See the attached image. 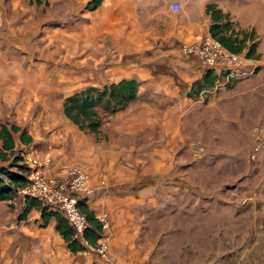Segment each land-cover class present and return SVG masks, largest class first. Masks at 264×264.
Listing matches in <instances>:
<instances>
[{
	"label": "crops",
	"instance_id": "crops-1",
	"mask_svg": "<svg viewBox=\"0 0 264 264\" xmlns=\"http://www.w3.org/2000/svg\"><path fill=\"white\" fill-rule=\"evenodd\" d=\"M88 1L0 0V123L24 128L30 142L13 133V149L48 156L50 174L76 163L89 172L91 185L103 176L105 191L80 202L93 215L106 212L107 255L70 251L54 219L40 225L36 209L18 218L23 197L14 194L0 199V264H145L154 244L140 237L150 218L141 207L156 208L161 199L152 192L163 177L165 187H217L213 197L223 204L227 240L213 238L217 228L205 233L202 223L194 235L207 234L214 250L228 252L220 264H264V144L249 157L256 131L264 133L260 41L258 57L250 58L254 72L233 80L179 51L180 43L208 33L206 1L100 0L93 8ZM173 2L181 8H169ZM216 7L229 12L235 28L250 25ZM121 78L137 81L135 96L112 113L98 108L97 132L78 130L62 114L66 95ZM241 204H248L241 212L243 234L251 237L237 244ZM194 261L186 264L201 259Z\"/></svg>",
	"mask_w": 264,
	"mask_h": 264
},
{
	"label": "trees",
	"instance_id": "trees-1",
	"mask_svg": "<svg viewBox=\"0 0 264 264\" xmlns=\"http://www.w3.org/2000/svg\"><path fill=\"white\" fill-rule=\"evenodd\" d=\"M99 1L89 0L86 7L93 8ZM204 12L210 20L207 27L208 34L224 48L233 52L243 51L248 58L258 57V53L254 50L252 29H235L227 12H222L214 2L206 3ZM205 82L204 84L210 85L212 81L210 79ZM194 83L199 86L197 81ZM136 88L137 81L131 78H121L98 87L85 86L63 98L61 111L78 130L97 132L100 122L97 109L107 113L122 109L133 99ZM13 133H17L20 142H30V136L25 134L24 128L13 123H0V161L4 162L0 164V199L13 196L16 188L26 180L27 167L20 162V156L13 149ZM78 205L89 224L85 231V238L87 242L94 243L99 237V224L83 202H78ZM30 208L39 211L40 225H44L50 217L54 219V228L70 251L74 252L83 248L71 238V229L59 212L43 204L38 198L24 196L23 208L17 217H24Z\"/></svg>",
	"mask_w": 264,
	"mask_h": 264
},
{
	"label": "rangeland",
	"instance_id": "rangeland-1",
	"mask_svg": "<svg viewBox=\"0 0 264 264\" xmlns=\"http://www.w3.org/2000/svg\"><path fill=\"white\" fill-rule=\"evenodd\" d=\"M204 1L206 3L214 2L217 6L225 7L226 10L230 11V17L233 20L238 18L249 21L250 25L246 30H253V40L255 44L256 40L260 41V49L264 53V0ZM233 27L235 28V25ZM15 153H19L18 148L15 150ZM163 179L164 177L157 180L155 190L152 192L160 195L161 201L155 204L156 208H149L146 205L141 207L143 216L150 218L146 217L149 220L144 223V233L140 237L154 244L150 255L146 258L145 264H186L187 262H195L194 259L196 257L201 259V261H198L200 264H209L208 258L219 259L218 264L221 263L222 258L226 260L228 252L214 250L211 244L212 237L210 238L207 234L197 237L194 235L195 226L202 223L205 226V233H211L212 230L217 228L218 235L214 234L213 238L222 240V237H224L225 242L227 240L225 235L227 222L226 219L220 217V208L223 204L214 201L215 196L213 197L217 193V187L206 186L204 191L201 189L197 192L195 187H188L184 184L165 187L164 185H160V182L164 181ZM168 179L178 183L174 177H168ZM163 188H166L168 191H164ZM199 193L201 198L199 197L198 202H195V198ZM247 206L248 204L245 206L241 204L238 209V215H241V212ZM255 208L257 210L261 209L259 205H256ZM252 209L253 207L248 211H252ZM262 209L264 210V206ZM196 211L198 212V216L195 214ZM223 211L227 215L228 208ZM238 215L236 216L237 218L235 217L236 229L239 228L235 239L237 244H244L251 237V234H243L242 228L245 221L242 215L241 217ZM206 242L210 245L208 246ZM196 246L198 247L196 248ZM236 254H238V250L235 251Z\"/></svg>",
	"mask_w": 264,
	"mask_h": 264
},
{
	"label": "built area",
	"instance_id": "built-area-1",
	"mask_svg": "<svg viewBox=\"0 0 264 264\" xmlns=\"http://www.w3.org/2000/svg\"><path fill=\"white\" fill-rule=\"evenodd\" d=\"M169 8H181L179 2L169 4ZM179 51L185 55H192L197 62L207 68H217L226 77L243 78L255 70L250 58L243 51L233 52L224 48L208 33L199 41L180 43ZM256 142L251 147L250 158H254L257 150L264 144V133L256 131ZM263 136V138L258 137ZM20 162L27 167L26 180L15 190V194L24 197L38 198L43 204L59 212L71 229V238L82 245L84 252H91L99 257H106L108 245L105 232L108 229L107 214L98 212L94 217L99 224V237L94 243L87 242L85 231L89 224L80 211L78 202L86 199L97 190L105 191L103 176L97 175V184H90V174L76 163L61 165L60 174H50V159L48 156L39 157L31 147L19 148Z\"/></svg>",
	"mask_w": 264,
	"mask_h": 264
}]
</instances>
